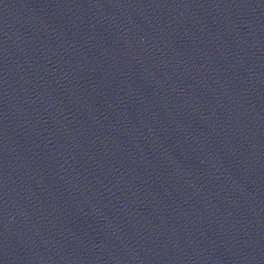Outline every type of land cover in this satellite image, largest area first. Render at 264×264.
Here are the masks:
<instances>
[{
  "label": "water",
  "instance_id": "1",
  "mask_svg": "<svg viewBox=\"0 0 264 264\" xmlns=\"http://www.w3.org/2000/svg\"><path fill=\"white\" fill-rule=\"evenodd\" d=\"M0 264H264V0H0Z\"/></svg>",
  "mask_w": 264,
  "mask_h": 264
}]
</instances>
